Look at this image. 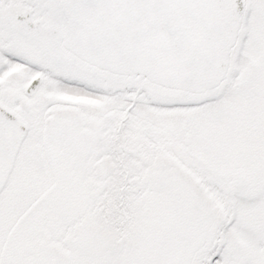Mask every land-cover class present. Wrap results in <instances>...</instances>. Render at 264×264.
<instances>
[{"label":"snow or ice","instance_id":"1","mask_svg":"<svg viewBox=\"0 0 264 264\" xmlns=\"http://www.w3.org/2000/svg\"><path fill=\"white\" fill-rule=\"evenodd\" d=\"M0 264H264V0H0Z\"/></svg>","mask_w":264,"mask_h":264}]
</instances>
